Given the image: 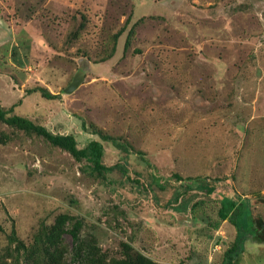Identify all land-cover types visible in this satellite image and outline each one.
Returning <instances> with one entry per match:
<instances>
[{
	"label": "rangeland",
	"instance_id": "obj_1",
	"mask_svg": "<svg viewBox=\"0 0 264 264\" xmlns=\"http://www.w3.org/2000/svg\"><path fill=\"white\" fill-rule=\"evenodd\" d=\"M13 104L78 148L100 141L127 173L98 177L0 122V264H24L51 229L62 264H88L92 245L106 264H222L236 233L223 196L264 227V0H0V105ZM238 264H264V243L246 240Z\"/></svg>",
	"mask_w": 264,
	"mask_h": 264
},
{
	"label": "trees",
	"instance_id": "obj_2",
	"mask_svg": "<svg viewBox=\"0 0 264 264\" xmlns=\"http://www.w3.org/2000/svg\"><path fill=\"white\" fill-rule=\"evenodd\" d=\"M120 34L121 33L118 32L114 35V38L117 39ZM78 72L82 73L84 79V72ZM81 82L82 81H80L78 85H80ZM29 93H38L46 100L60 99L59 94L50 93L44 87H35L29 90ZM16 106L17 104H13L10 108L6 109L0 105L1 123L7 125L11 129L42 137L51 146L59 148L70 154L75 161L80 162L83 160L88 163L92 174H95L98 177L104 178L105 175L110 174L115 170H118L122 175L127 173L126 168L122 164L105 166L102 163L104 147L100 141L92 140L83 148H78L76 139L72 135L52 134L42 125L36 124L26 117L11 115ZM81 127L83 130H86L84 123L81 124ZM91 132L94 135H97L100 140L111 142L114 146L124 152L128 151L127 148L119 143L116 138L103 133L101 130L93 128ZM219 202V218L223 221L228 220L236 230L232 245L223 254L222 264H238L239 258L244 251L246 240H251V242H257L258 244L264 243V227H262L261 221L255 219L251 215L248 205L246 203L244 204L243 201L236 203L233 197L223 196ZM80 226L81 224L76 222L75 226L72 227V230L70 231L74 242L78 240L77 235ZM55 242L56 236L54 235L52 229L47 230L42 235L38 234L34 243L28 247L22 246L24 251V264H62L61 257L53 254L50 255L48 253L51 251L50 249L55 248ZM81 249V247L78 248L76 255L80 254ZM126 249L131 250L129 247ZM55 250L56 248L53 251ZM98 253L99 250H97L93 245L92 247H89L88 252H86L87 256L85 257L86 263L106 264L105 260L102 258L103 255H99ZM125 256L126 258L123 260L122 264H153L151 261L135 252L127 253Z\"/></svg>",
	"mask_w": 264,
	"mask_h": 264
}]
</instances>
